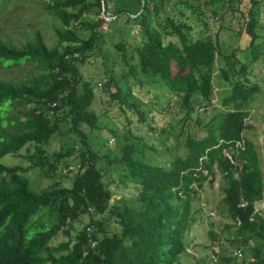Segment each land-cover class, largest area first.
Listing matches in <instances>:
<instances>
[{"label":"trees","instance_id":"trees-1","mask_svg":"<svg viewBox=\"0 0 264 264\" xmlns=\"http://www.w3.org/2000/svg\"><path fill=\"white\" fill-rule=\"evenodd\" d=\"M226 1L233 0H144L141 8V0H45L44 12L59 23L52 47L38 30L19 45L0 39V264H175L187 250L186 234L200 222L195 196L216 172L222 174L218 209L227 219L220 232L242 256L212 252L225 264H264V211L254 208L263 201V172L253 141L243 135L250 129L248 105L261 91L249 74L264 56L258 34L264 0H247L240 11L241 32L249 38L245 61L236 50L221 55L218 31L209 30L207 19H218ZM102 12L111 24L136 25L140 37L115 44L126 71H104L108 103L100 114L124 119L122 134L109 130L114 148L92 142L102 131L93 109L96 84L80 70L93 56L107 67ZM217 55L219 76L229 85L218 108L210 104ZM16 66H32L34 73L24 80L1 76V68ZM130 77L136 86L165 87L184 112L167 167L148 162L157 150L131 128H147L158 140L168 134L170 101L156 111L160 125L153 126V111L136 97ZM195 107L202 117L191 115ZM61 136L67 143L50 151L51 140ZM229 149L232 164L225 158ZM4 156L27 167L4 165ZM31 169L42 179L74 171L69 185L55 181L36 192L25 175ZM127 185L136 194L114 199V188ZM83 216L87 223L74 231ZM112 225L118 231L110 233ZM207 235L204 247H219V235Z\"/></svg>","mask_w":264,"mask_h":264},{"label":"rangeland","instance_id":"rangeland-1","mask_svg":"<svg viewBox=\"0 0 264 264\" xmlns=\"http://www.w3.org/2000/svg\"><path fill=\"white\" fill-rule=\"evenodd\" d=\"M45 0H6L4 4L0 6V39L2 41H10L16 45H19L24 40L30 39L35 31H40L43 34L45 43L48 47H52L55 44L54 39V28L59 26V23L52 17L48 16L42 5ZM205 1V0H201ZM264 4V3H263ZM248 6L247 0H233L232 3L223 2L217 9L220 17L218 19L208 18L207 22L209 25L210 33L214 34L218 31V42L220 46V53L229 54L233 50L237 51L239 58L244 61L249 58L247 51V45L249 38L241 32L243 26V17L241 10ZM260 25L258 34L260 41H264V7L260 5ZM101 17L108 18L106 21L107 25L104 27L103 39L101 49L103 55L107 57V67L104 66V60L102 56H93L87 59V61L81 65L80 70L82 75L91 79L96 84L97 98L93 103V109L100 114L107 108V98L105 97V70L114 69L116 73L122 70L126 71L127 67L124 66L120 54L115 47V44L121 39L127 40L129 43H139L140 37L138 35L139 29L132 23H125L124 20H120L116 24H111L112 17L102 12ZM163 17V16H162ZM154 19V17H153ZM155 25V24H154ZM199 28H195L197 31ZM223 66L222 58L217 55L214 74H213V94L211 97V106L218 108L219 100L224 95L229 85L220 78L219 69ZM30 73H34L32 66L26 67H11L8 69L1 68V76L8 79L24 80ZM264 77V56L256 62L250 71L249 79L251 82L260 84L261 91L255 96L254 100L248 105L249 118L248 123L250 129L243 132L248 139L253 141L255 151L260 160V168L263 172L264 180V86L261 84V79ZM100 83L102 85H100ZM130 86L132 87L137 98H140L145 102L148 107L153 111L149 117L154 118L153 126L160 125L158 115L156 111L163 108L169 102V108L166 115V121L169 125V133L158 139L152 138L151 134H147V128L133 127L132 132L135 135H145V141H148L150 145H153L157 152H155V158L152 161H148L151 165H161L164 167L168 166V162L171 159L172 153L175 151L177 146L176 135L180 129V121L184 117V112L176 108V100H170L169 93L165 87L160 85L151 87L149 84L144 83L142 86H136L134 80L129 78ZM203 109L195 107V111L191 114L194 115L199 113V117H202ZM210 114V113H209ZM124 121L123 116L118 115L110 111L107 114L99 115V126L102 128L101 132H95V137L92 138L94 144H102L106 142L107 147L114 148L116 139L110 134L109 130L116 131L118 134H122L123 129L121 124ZM156 121V123H155ZM68 139L66 137H57L51 140L48 149L50 151H57L61 145L66 144ZM122 141V140H121ZM23 153V152H22ZM1 163L4 165H19L23 168L27 167V163L22 159L11 158L10 156H4L1 159ZM72 170H64L61 175H57L55 179H42L39 177L36 170H28L25 174L30 181V187L33 191L36 189H45L50 186L53 182L57 181L64 185H69L70 180L73 176ZM222 183V174L219 172L215 173L213 183H207L203 190L197 193L195 196L193 207L199 223L195 224L192 229L186 234L185 244L189 253H182L179 257V261L175 264H225L221 262L218 255L214 254L212 249L217 251L222 250L224 255H228L232 250L237 249L236 245L228 242L230 235L228 233H221V228L227 219L220 212L219 201L220 191L219 188ZM114 199L120 197L130 198L136 194L135 189L132 185L126 187L114 188ZM264 211V210H262ZM88 221L86 216L81 218V223L73 225L74 231L81 229ZM118 231V227L113 225L109 227L110 233ZM213 230L219 235V247L213 245L212 248L206 249L204 246H210L208 240V231ZM221 246V247H220ZM247 256L249 253L244 252ZM211 257H214L217 261L213 262Z\"/></svg>","mask_w":264,"mask_h":264},{"label":"built area","instance_id":"built-area-1","mask_svg":"<svg viewBox=\"0 0 264 264\" xmlns=\"http://www.w3.org/2000/svg\"><path fill=\"white\" fill-rule=\"evenodd\" d=\"M103 19L106 21L108 18L103 17ZM105 25L102 26V29H104ZM237 146H239V144L237 143ZM225 158L229 161V163H233V156H232V150L229 149V151H227L225 153ZM254 208L255 211L257 212H261L262 210H264V203L263 202H257L254 204ZM95 245V242L92 243V246ZM187 253H189V250H186ZM232 257H236V258H240L242 256V253L239 249H234L231 251V253L229 254ZM213 262H216L217 260L214 257H211Z\"/></svg>","mask_w":264,"mask_h":264},{"label":"water","instance_id":"water-1","mask_svg":"<svg viewBox=\"0 0 264 264\" xmlns=\"http://www.w3.org/2000/svg\"><path fill=\"white\" fill-rule=\"evenodd\" d=\"M102 6H103V1L101 2ZM144 6V0H141V8ZM103 11V10H102Z\"/></svg>","mask_w":264,"mask_h":264},{"label":"crops","instance_id":"crops-1","mask_svg":"<svg viewBox=\"0 0 264 264\" xmlns=\"http://www.w3.org/2000/svg\"><path fill=\"white\" fill-rule=\"evenodd\" d=\"M262 202L264 203V197H263V201Z\"/></svg>","mask_w":264,"mask_h":264},{"label":"clouds","instance_id":"clouds-1","mask_svg":"<svg viewBox=\"0 0 264 264\" xmlns=\"http://www.w3.org/2000/svg\"><path fill=\"white\" fill-rule=\"evenodd\" d=\"M188 250V249H187Z\"/></svg>","mask_w":264,"mask_h":264}]
</instances>
